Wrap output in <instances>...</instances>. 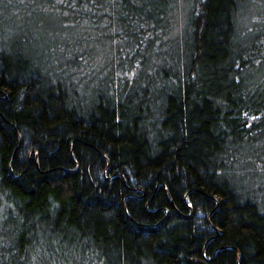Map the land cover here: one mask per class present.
Returning a JSON list of instances; mask_svg holds the SVG:
<instances>
[{"label":"trees","instance_id":"obj_1","mask_svg":"<svg viewBox=\"0 0 264 264\" xmlns=\"http://www.w3.org/2000/svg\"><path fill=\"white\" fill-rule=\"evenodd\" d=\"M0 264H264V0H0Z\"/></svg>","mask_w":264,"mask_h":264}]
</instances>
